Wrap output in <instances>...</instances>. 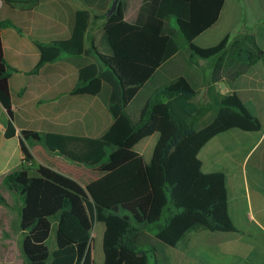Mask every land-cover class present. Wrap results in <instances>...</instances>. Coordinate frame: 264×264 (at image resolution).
Listing matches in <instances>:
<instances>
[{
    "label": "trees",
    "instance_id": "16d2710c",
    "mask_svg": "<svg viewBox=\"0 0 264 264\" xmlns=\"http://www.w3.org/2000/svg\"><path fill=\"white\" fill-rule=\"evenodd\" d=\"M3 1L26 8L37 3V0ZM84 1L89 9L77 12L71 38L38 43L42 57L33 73L63 53L93 56V61L87 58L80 63L79 83L73 93L102 96L115 121L101 138L21 131L24 153L21 167L3 180L23 203L20 227L25 232L26 261L20 264H83L98 222L105 225L104 264H150L148 251L136 243L138 228L134 221L156 222L163 215L164 222L156 237L181 251L190 249L198 231L237 230L229 213L227 175L203 171L199 152L214 136L230 129H262L261 120L238 93L233 91L218 98L215 114L202 127H197L196 122L205 108L192 101L197 88L183 75L156 89L138 120L127 108L159 68L180 52L179 34L188 42L192 57H218L213 83L224 78L226 58L241 62L229 75L234 80L262 57L256 38L247 36L245 44L237 41L230 51H227L229 36L213 46L195 43L219 20L226 0H143L135 22L126 19L122 0L111 17H107L111 6L108 0ZM92 9L104 11L102 17L107 21L101 43L107 52L93 44L86 47L91 19L99 16L92 15ZM173 17L178 28L172 26ZM9 26L15 24L9 19L0 21V28ZM238 55L247 59L241 61ZM12 71L0 45V103L10 116L7 138L17 132L9 87ZM154 115L170 121L175 128L164 139L152 184L143 154L128 147V141L136 132L146 129ZM39 142L50 152L59 151L75 162L97 167L103 175L83 186L49 166H33L31 145ZM155 185L159 195L154 192ZM5 202L0 194V203ZM56 219V247L51 251L48 240Z\"/></svg>",
    "mask_w": 264,
    "mask_h": 264
},
{
    "label": "crops",
    "instance_id": "0c3cea01",
    "mask_svg": "<svg viewBox=\"0 0 264 264\" xmlns=\"http://www.w3.org/2000/svg\"><path fill=\"white\" fill-rule=\"evenodd\" d=\"M108 1L112 4L113 0ZM122 2L126 19L135 22L143 0ZM84 9H89L84 0H37L31 8L12 5L3 0L0 4V21L9 19L15 24L0 28V45L8 65L14 69L9 78V87L17 130L15 136H5L10 116L0 103V184H4L6 175L21 167L24 158L22 130L101 138L115 121L102 96L73 93L79 83L80 63L87 58L93 61V56L63 53L59 59L33 73L42 57L38 43L50 44L71 38L76 14ZM103 13L92 9V15L99 16L91 19L86 47L93 44L98 50L107 52L101 45L107 21L102 17ZM250 35L256 38L262 57L234 80L229 75L241 64L236 59L226 58L225 76L216 83L211 79L218 57L194 59L191 54L190 59L183 57L180 60L178 56L177 60L183 68V76L197 88V95L192 101L197 103V98L213 104L215 114L216 100L236 91L248 109L262 122L263 127L259 131L233 128L222 132L199 152L203 171H221L227 175L229 213L237 230L212 232L219 234L198 231L188 251L167 246L157 239V255L160 254L156 259L158 264L162 260L167 264H203L204 259L210 261L211 258L212 264H264V0H226L219 20L195 39H203L202 43H195L202 47L213 46L229 36L227 51H230L237 41L245 44ZM237 58L241 61L247 59L239 55ZM174 128L170 121L154 115L146 129L136 132L129 139L128 147L143 154L149 174L151 168L145 155L146 148L154 145L150 156L153 158L151 164L154 171V167L158 168L159 165L164 139ZM158 130L160 136L155 143L152 137ZM31 152L34 156L33 166H49L74 178L83 186L103 175L97 167L75 162L59 151L50 152L42 142L32 144ZM150 179L153 184L155 178ZM7 246L6 243V250ZM172 248L176 252L170 250Z\"/></svg>",
    "mask_w": 264,
    "mask_h": 264
},
{
    "label": "rangeland",
    "instance_id": "374dc122",
    "mask_svg": "<svg viewBox=\"0 0 264 264\" xmlns=\"http://www.w3.org/2000/svg\"><path fill=\"white\" fill-rule=\"evenodd\" d=\"M172 26L178 28L177 20L175 17L172 19ZM203 39H197L195 41L197 44L202 43ZM178 42L181 46L180 54L177 55L174 59H172L168 64H163L159 70L155 73V75L140 89L137 96L133 99V101L128 106V111L131 113L135 120H138L140 110L143 105L152 97L154 91L158 88H162L170 84L173 79H175L178 75H183V68L180 64L177 63L178 58L180 60L184 57L185 59H190L191 50L188 42L185 40L183 36L178 35ZM102 45V44H101ZM104 49V48H103ZM107 49V48H105ZM179 56V57H178ZM197 59L196 57H193ZM193 59V60H194ZM196 102L205 108L204 113L201 117L198 118L196 122L197 127H202L205 122H207L211 116L214 115L215 108H213V104H208L203 100H198L196 98ZM156 132V135L152 137L155 143L158 141L160 136V130ZM154 149V145L152 147H147L145 155L149 159L148 165L151 168L150 177L154 179L153 165L151 164L153 158H150ZM161 191L162 187L160 186ZM155 194H158V188L154 186ZM0 194L6 199L5 203H0V264H18L26 261V257L23 253V239L25 236V232L20 227V208L22 207V201L19 196L9 190L4 184H0ZM151 213L149 215V219L151 218ZM58 220L53 221V229L48 240L49 247L52 250L56 247V228H57ZM164 222L163 215L159 218L158 221L148 222L146 224H139L134 221V225L138 228V232L136 234V243L138 246L148 251L150 257V264H158V254L157 255V237L156 233L160 225ZM105 225L103 223L98 222L95 226V229L92 233V238L90 241L89 249L87 255L83 261V264H104V252H103V233H104ZM210 234H219L212 233ZM6 243L8 244L6 250ZM173 252H176L175 249ZM6 251L8 252L6 254ZM10 252V253H9ZM162 258V256L160 257ZM203 264H212V258L209 260H203ZM160 264H167L165 261H161Z\"/></svg>",
    "mask_w": 264,
    "mask_h": 264
},
{
    "label": "water",
    "instance_id": "95a60500",
    "mask_svg": "<svg viewBox=\"0 0 264 264\" xmlns=\"http://www.w3.org/2000/svg\"><path fill=\"white\" fill-rule=\"evenodd\" d=\"M120 2H121V0H113L112 1V4H111V6H110V8H109V10L107 12V17H111L114 13L117 12Z\"/></svg>",
    "mask_w": 264,
    "mask_h": 264
},
{
    "label": "built area",
    "instance_id": "2783aa9c",
    "mask_svg": "<svg viewBox=\"0 0 264 264\" xmlns=\"http://www.w3.org/2000/svg\"><path fill=\"white\" fill-rule=\"evenodd\" d=\"M1 2H2V1L0 0V4H1Z\"/></svg>",
    "mask_w": 264,
    "mask_h": 264
}]
</instances>
